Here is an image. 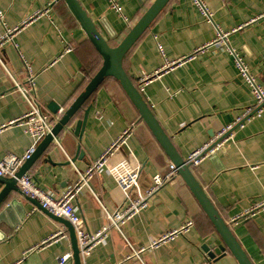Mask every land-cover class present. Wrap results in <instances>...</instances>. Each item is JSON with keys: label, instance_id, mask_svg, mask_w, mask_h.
<instances>
[{"label": "crops", "instance_id": "obj_1", "mask_svg": "<svg viewBox=\"0 0 264 264\" xmlns=\"http://www.w3.org/2000/svg\"><path fill=\"white\" fill-rule=\"evenodd\" d=\"M79 1L108 43L116 47L155 0H118L129 23L107 0ZM204 2L212 13L211 21L191 0H170L123 61L124 70L137 86L141 73L153 74L165 61L184 59L160 71L143 96L185 161L256 104L225 48L197 52L199 49L212 43L219 32L228 34L226 47L243 57L250 74L264 89V19L260 18L264 0ZM0 14V39L7 30H15L0 46L2 159L23 157L33 144L32 137L15 124L30 106L13 79L29 88L31 75L32 99L45 114L57 115L64 110L61 119L103 60L62 0H0ZM67 48L71 50L66 52ZM52 105L59 107L56 113L51 111ZM86 113L78 138L77 123ZM128 128L127 145L109 163L126 160L139 165L144 191L154 176L166 175L173 163L113 78L106 79L92 94L26 174L42 190L60 196ZM192 171L226 223L263 203L264 111L235 126L221 148ZM74 205L85 229L94 234L108 225L109 216L123 211L127 202L114 178L104 170L92 177ZM188 221H193V226L187 232L160 241L180 231ZM231 229L252 264H264V209ZM59 230H66L68 237L41 245ZM213 236L217 237L211 221L179 176L129 217L120 230L111 228L104 242L88 256H80L81 264H207L201 248ZM155 242L158 245L153 247ZM68 254L71 258L65 264H75L65 225L31 200L12 193L0 207V264H59ZM209 264L238 262L228 252Z\"/></svg>", "mask_w": 264, "mask_h": 264}, {"label": "built area", "instance_id": "obj_2", "mask_svg": "<svg viewBox=\"0 0 264 264\" xmlns=\"http://www.w3.org/2000/svg\"><path fill=\"white\" fill-rule=\"evenodd\" d=\"M107 1L110 8L125 22L129 23L128 18L122 12L119 1ZM191 1L208 21L212 20V13L206 6L204 0ZM44 13H48V9L44 11ZM260 18L264 19V15ZM14 31L15 30L6 31V33L0 39V46H2L9 38H12ZM227 37L228 34L219 32L212 43L204 48L199 49L197 52H204V50H208L213 47L225 48L229 54L233 56L235 66L239 71V74L251 88L256 104L253 108H247L243 115H241V117H239L233 125L223 128L214 137V139L210 141V143L194 151L187 159V163L190 165L191 169L198 167L204 159L218 151L223 145L224 139L229 136L230 131H232L235 126L238 127L242 125L245 121L254 116H260V114L264 111V89H262V87L256 83V79L250 74L249 67L244 61L243 57L236 51L226 47L225 40ZM70 50V48H67L66 52H69ZM183 60L184 59H179L175 62L165 61V64L160 71H166L176 63H181ZM29 70L30 68L27 66V71L29 72ZM160 71H157L153 74L141 73L140 77L137 79V89L142 95L145 92L146 86L155 76L159 74ZM13 80L16 89L23 95V97H25L30 106L29 111L23 115V117L16 120L15 124L23 128L25 132L32 137L33 144L23 157L7 156L2 159L0 158V177L15 178L18 182L19 188L25 194L40 203V205H42L52 215L66 219L75 230L79 254L81 257L88 256L97 245L104 242L107 239L111 228L114 227L120 230V227L129 217L146 207L150 198L157 194L166 184L179 177L176 167L172 164L170 165L169 172L166 175L154 176L152 178L151 184L144 191H142L140 188L141 168L139 165L126 160L111 165L109 163V159L119 153L120 150L127 145L126 141L131 132L130 128H128L119 137V139H117L104 152V154L87 169L84 174L80 175L78 181L73 186L66 189V191H64L60 196H54L51 192L42 190L33 182L32 177L28 174H25L21 178L17 179L16 174L20 171L22 166L36 153L38 147L45 140V138L51 134L54 123L59 121L64 110L61 109L58 111L57 115H49L42 112L41 107L38 105L35 99H32V97L35 95V91L32 87L34 80L31 75L28 80V84L31 85L29 88L23 87L20 83L16 82L15 79ZM104 170H106L114 178L117 186L124 193L127 207L123 211H117L115 214L109 216L108 225L104 226L99 232L91 234L83 226L81 216L79 215L78 209L74 205V201L83 188L89 186V181L92 179V177L96 173L102 172ZM261 209H264V202L255 205L252 209L239 216L233 217L228 222V224L232 228L239 224L242 220H247L254 217ZM192 226L193 221H188L180 231H174L163 237L160 241L171 240L175 235L187 232ZM67 237L68 234L66 230H59L51 235L48 239L43 241L41 245L57 242ZM156 245H158V243L155 242L153 247ZM70 258L71 254L61 257L59 264H65L70 260Z\"/></svg>", "mask_w": 264, "mask_h": 264}, {"label": "water", "instance_id": "obj_3", "mask_svg": "<svg viewBox=\"0 0 264 264\" xmlns=\"http://www.w3.org/2000/svg\"><path fill=\"white\" fill-rule=\"evenodd\" d=\"M62 1L66 4L73 17L79 23L87 39L101 56L103 64L95 76L89 81L83 92L78 96L74 103L64 113L60 121L52 129L51 134L48 135L41 143L36 153L22 166L20 171L16 174V178L19 179L28 172L35 160L48 148L54 139L57 138L59 133L69 125L76 113L83 108L86 101L92 96V94L106 79L113 78L117 81V83H119L135 109L138 111L141 120H143L149 127L166 155L176 167L179 176L186 183L202 210L211 221L217 237H210L201 248L203 253L206 255L207 264L226 256L228 252L236 259L238 264H252L250 258L233 234L231 227L222 218L219 211L206 194L204 188L195 177L190 165L178 154L171 139L162 129L144 96L137 89V86L133 82V78L126 73L123 67V61L127 53L149 29L153 21L163 11L170 0H155L147 12L131 28L125 38L116 47H112L108 43L79 0ZM50 109L53 113H56L59 110V107L52 105ZM87 115L88 113H86L83 121H79L77 123L75 136L78 138L81 136V132H83ZM0 186L3 187L0 191V207L8 200L10 195L14 193L31 200L38 206L39 209L43 210L45 213L58 221H61V223L68 229L70 235L74 262L75 264H81L75 230L66 219L52 215L42 205H40V203L25 194L19 188L18 182L15 178L0 177Z\"/></svg>", "mask_w": 264, "mask_h": 264}]
</instances>
